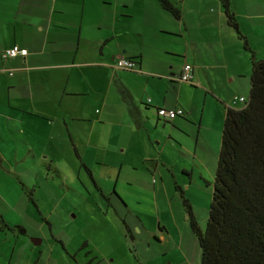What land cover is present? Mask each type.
Returning <instances> with one entry per match:
<instances>
[{"label":"crops","instance_id":"0c3cea01","mask_svg":"<svg viewBox=\"0 0 264 264\" xmlns=\"http://www.w3.org/2000/svg\"><path fill=\"white\" fill-rule=\"evenodd\" d=\"M78 1L0 0V215L24 234V198L35 186L31 160L42 168L67 163L77 173L90 160L118 180L124 167H141L145 175L153 163L166 168L178 146L182 173L193 175L192 157L214 175L225 110L241 108L233 98L249 93L250 56L228 26L221 0H172L179 19L156 0H147L148 7L136 1L140 24L117 30L115 22L113 37L92 39L83 35L87 0ZM229 5L240 34L264 57V0ZM15 45L27 54L4 60L2 53ZM121 58L135 68H118ZM185 64L193 68L192 84L179 80ZM158 107H179L184 115L158 118ZM10 233L0 229V264H10L4 250Z\"/></svg>","mask_w":264,"mask_h":264},{"label":"rangeland","instance_id":"374dc122","mask_svg":"<svg viewBox=\"0 0 264 264\" xmlns=\"http://www.w3.org/2000/svg\"><path fill=\"white\" fill-rule=\"evenodd\" d=\"M136 1L142 2L87 0L83 35L87 33L91 39L113 37L115 22L117 30L125 24H140L141 10L136 9ZM142 3L149 5L147 0ZM177 148H171L176 155L166 168L161 162L153 163L145 175L141 167H133L132 171L124 167L118 180L111 176L108 167L87 160L86 165L93 168V178L108 200L100 195L83 168L77 173L61 162L57 164L60 174L56 177L41 167L40 160H31L33 172L29 181L35 186L27 189L24 198L27 231L19 233L14 228L15 235L10 233L4 247L9 250L6 259L10 258V264H200L199 247L190 231L180 191L192 203L195 218L204 229L214 175L206 172V164L195 162L192 157L186 163L193 175L190 178L183 174L179 169L184 156ZM174 161L177 162L172 164ZM216 164L214 160V173ZM76 165L79 168L77 162ZM156 165L160 172L154 171ZM113 189L120 197L121 191L129 205L124 199L123 203L119 201L111 193ZM122 220L130 227V233ZM35 239H40L41 244L36 245ZM84 241L86 245L81 248ZM0 245H4L3 240Z\"/></svg>","mask_w":264,"mask_h":264},{"label":"trees","instance_id":"16d2710c","mask_svg":"<svg viewBox=\"0 0 264 264\" xmlns=\"http://www.w3.org/2000/svg\"><path fill=\"white\" fill-rule=\"evenodd\" d=\"M156 1L174 18L181 17L179 7L172 0ZM229 1L221 0L227 24L239 36L250 56L249 93L247 98L243 97L245 102L241 108L225 110L204 229L199 226L183 191H180L181 201L190 231L199 247L200 264H264V57L255 54L240 34ZM76 156L79 158L77 153ZM48 166L47 171L59 177V170L51 164ZM80 167L86 171L100 195L108 200L90 169L83 163ZM111 193L123 203L114 189ZM29 198L36 206L33 198ZM122 222L130 233L125 220ZM0 226L1 230L15 232L16 228L19 233H25L20 226L9 227L1 215ZM85 245L83 243L81 248Z\"/></svg>","mask_w":264,"mask_h":264},{"label":"built area","instance_id":"2783aa9c","mask_svg":"<svg viewBox=\"0 0 264 264\" xmlns=\"http://www.w3.org/2000/svg\"><path fill=\"white\" fill-rule=\"evenodd\" d=\"M18 54H21L22 56H25L27 54V51L25 49L19 48L17 45L5 50L2 53V58L4 60L8 58H12L17 56ZM135 61L131 59L121 58L116 62V66L123 70H133L135 68ZM179 80L184 83L192 84L193 82V68L190 64H185L182 68L181 75L179 77ZM150 99H148V102ZM234 103L235 101H239L241 103L245 102V99L243 97H234ZM157 115L163 119L166 120H172L177 116L184 115V110L182 108H165V107H159L157 109Z\"/></svg>","mask_w":264,"mask_h":264},{"label":"water","instance_id":"95a60500","mask_svg":"<svg viewBox=\"0 0 264 264\" xmlns=\"http://www.w3.org/2000/svg\"><path fill=\"white\" fill-rule=\"evenodd\" d=\"M36 245H40L41 244V241L38 240V242L35 243Z\"/></svg>","mask_w":264,"mask_h":264}]
</instances>
